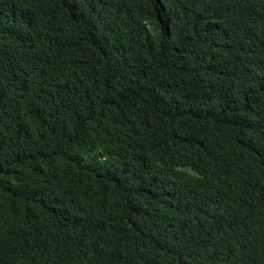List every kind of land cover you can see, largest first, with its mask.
I'll return each mask as SVG.
<instances>
[{
    "label": "trees",
    "instance_id": "trees-1",
    "mask_svg": "<svg viewBox=\"0 0 264 264\" xmlns=\"http://www.w3.org/2000/svg\"><path fill=\"white\" fill-rule=\"evenodd\" d=\"M0 264H264V0H0Z\"/></svg>",
    "mask_w": 264,
    "mask_h": 264
}]
</instances>
